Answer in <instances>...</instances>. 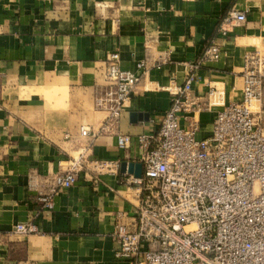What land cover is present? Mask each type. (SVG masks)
<instances>
[{
	"label": "crops",
	"instance_id": "0c3cea01",
	"mask_svg": "<svg viewBox=\"0 0 264 264\" xmlns=\"http://www.w3.org/2000/svg\"><path fill=\"white\" fill-rule=\"evenodd\" d=\"M230 11L246 20L222 37ZM212 43L222 57L201 61ZM253 51L264 54V0H0V232L8 233L0 264H128L115 259L112 232L117 221L135 227L138 191L120 169L99 172L95 162L136 160L135 143L120 150L116 134L155 131L192 64L201 61L189 97L203 102L208 83L222 82L226 101L238 100ZM115 53L122 70L142 77L117 127L101 130L95 100ZM132 113L142 118L133 123ZM215 113H201L199 138ZM74 163L76 184L44 211L37 199ZM27 221L37 234H9Z\"/></svg>",
	"mask_w": 264,
	"mask_h": 264
},
{
	"label": "built area",
	"instance_id": "2783aa9c",
	"mask_svg": "<svg viewBox=\"0 0 264 264\" xmlns=\"http://www.w3.org/2000/svg\"><path fill=\"white\" fill-rule=\"evenodd\" d=\"M246 20L230 11L219 25L226 37ZM222 44L212 43L201 61H219ZM200 61V62H201ZM190 65L184 84L172 97L158 128L135 137L116 134L117 147L135 143L141 176L124 172L136 187L135 227L117 221L112 237L114 257L128 264H264V125L261 122L264 54L244 55L240 99L226 101L222 82L208 83L205 101L189 97L201 63ZM144 62L137 64L143 69ZM142 75L119 67L118 54L107 59L109 87L95 100L105 113L101 130L117 127L122 111ZM216 110L207 137L199 138L200 115ZM186 124L182 126L180 123ZM87 129L80 135L87 137ZM99 172L117 173L119 161H96ZM78 180V165L56 176L51 192L37 200L53 209V195ZM39 232L33 221L16 224L9 232ZM8 233L0 232V239Z\"/></svg>",
	"mask_w": 264,
	"mask_h": 264
},
{
	"label": "water",
	"instance_id": "95a60500",
	"mask_svg": "<svg viewBox=\"0 0 264 264\" xmlns=\"http://www.w3.org/2000/svg\"><path fill=\"white\" fill-rule=\"evenodd\" d=\"M141 118L142 117H140L136 113L130 114V121L133 123H135ZM120 171L122 173L127 172L129 174H132L135 178H139L141 176V164L134 162H122L120 165Z\"/></svg>",
	"mask_w": 264,
	"mask_h": 264
},
{
	"label": "rangeland",
	"instance_id": "374dc122",
	"mask_svg": "<svg viewBox=\"0 0 264 264\" xmlns=\"http://www.w3.org/2000/svg\"><path fill=\"white\" fill-rule=\"evenodd\" d=\"M240 99V97H239ZM262 113H261V122L264 125V97H262Z\"/></svg>",
	"mask_w": 264,
	"mask_h": 264
}]
</instances>
